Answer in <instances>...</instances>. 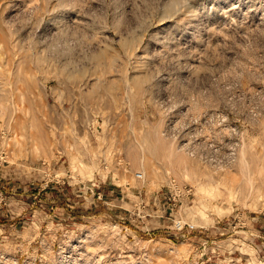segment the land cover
<instances>
[{"label":"rangeland","instance_id":"374dc122","mask_svg":"<svg viewBox=\"0 0 264 264\" xmlns=\"http://www.w3.org/2000/svg\"><path fill=\"white\" fill-rule=\"evenodd\" d=\"M0 264H264V0H0Z\"/></svg>","mask_w":264,"mask_h":264},{"label":"built area","instance_id":"2783aa9c","mask_svg":"<svg viewBox=\"0 0 264 264\" xmlns=\"http://www.w3.org/2000/svg\"><path fill=\"white\" fill-rule=\"evenodd\" d=\"M138 177H140V175H138Z\"/></svg>","mask_w":264,"mask_h":264}]
</instances>
